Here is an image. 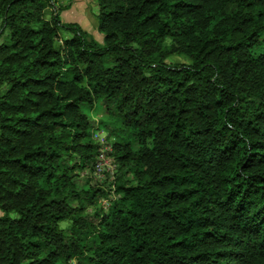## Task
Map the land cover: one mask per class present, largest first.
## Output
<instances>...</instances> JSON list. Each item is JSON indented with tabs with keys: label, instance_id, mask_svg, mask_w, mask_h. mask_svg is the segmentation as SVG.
<instances>
[{
	"label": "trees",
	"instance_id": "trees-1",
	"mask_svg": "<svg viewBox=\"0 0 264 264\" xmlns=\"http://www.w3.org/2000/svg\"><path fill=\"white\" fill-rule=\"evenodd\" d=\"M97 2L0 0V264H264V0Z\"/></svg>",
	"mask_w": 264,
	"mask_h": 264
},
{
	"label": "rangeland",
	"instance_id": "rangeland-1",
	"mask_svg": "<svg viewBox=\"0 0 264 264\" xmlns=\"http://www.w3.org/2000/svg\"><path fill=\"white\" fill-rule=\"evenodd\" d=\"M74 0H59L58 4H66L68 2H71ZM88 9H86L87 11V17L89 16V20L88 24H92L93 21H95L94 25L97 26L96 30H98V34H96V38L100 41L103 42V38L104 35L103 33H101L98 29V18H97V13H98V2L97 0H91V2L88 4ZM79 13H84L82 11V3H77L75 8L73 10H71L70 12H68V10H65L62 13V19L64 21L68 20L66 19V17L70 14V15H77ZM79 24L85 28V26L79 22ZM93 25V24H92ZM90 34H93L91 31H88ZM188 59L183 56V55H179V54H172L169 58H168V62H186ZM85 110L87 111V113H90L96 120H99L101 118H106L107 115L106 113L103 111L102 105L101 104H96L94 108L90 109L89 107H85ZM95 142H97L100 145V148H109L111 147L110 141L112 140L111 135L104 131V130H99V129H95L94 130V136H93ZM111 157H113L112 155H110ZM117 167L115 169V172L112 173L110 170H106L105 173L101 176L96 174L94 171H92L90 168H86L84 170H77V172H79V180L81 182H85L86 180H90L91 184H101L102 182H104L105 180L107 181V183L112 182L118 175L121 174V172L117 171ZM116 173V174H115ZM102 187H105L104 184H101ZM108 189V187H106ZM111 196L115 197L114 192L111 193ZM99 204L108 207L110 205V200L104 197H101L99 200ZM89 212H93L94 211V207H90L88 209ZM4 213L3 211L0 209V216H2ZM11 216H15V213L12 212L10 213ZM62 226H68L70 224V222L68 220L63 221Z\"/></svg>",
	"mask_w": 264,
	"mask_h": 264
},
{
	"label": "crops",
	"instance_id": "crops-1",
	"mask_svg": "<svg viewBox=\"0 0 264 264\" xmlns=\"http://www.w3.org/2000/svg\"><path fill=\"white\" fill-rule=\"evenodd\" d=\"M59 1V0H57ZM91 2V0H74V1H71V2H68L66 4H70V8L69 9H65V10H68V12H70L71 10H73L76 6L77 3H82V11L84 13H79L77 15H68L66 17V19L68 20V22H77V23H82L87 31H91L93 34V36L96 38V34H98V30H96L97 26L94 25L95 21H93V25L90 23L88 24V21L89 19V16L87 17V11L86 9H88V4ZM64 5V4H63ZM63 10L62 13L65 11ZM62 15V14H61Z\"/></svg>",
	"mask_w": 264,
	"mask_h": 264
},
{
	"label": "built area",
	"instance_id": "built-area-1",
	"mask_svg": "<svg viewBox=\"0 0 264 264\" xmlns=\"http://www.w3.org/2000/svg\"><path fill=\"white\" fill-rule=\"evenodd\" d=\"M94 167V172L101 176L105 173L106 170H110L112 173L115 172L116 163L114 158L111 157L108 153V148H100V152L98 154Z\"/></svg>",
	"mask_w": 264,
	"mask_h": 264
}]
</instances>
